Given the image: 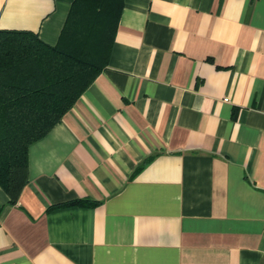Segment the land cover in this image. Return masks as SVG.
Masks as SVG:
<instances>
[{"label": "crops", "instance_id": "1", "mask_svg": "<svg viewBox=\"0 0 264 264\" xmlns=\"http://www.w3.org/2000/svg\"><path fill=\"white\" fill-rule=\"evenodd\" d=\"M73 2L0 0V29L55 45ZM0 264H264V0H125L17 203L0 187Z\"/></svg>", "mask_w": 264, "mask_h": 264}, {"label": "trees", "instance_id": "2", "mask_svg": "<svg viewBox=\"0 0 264 264\" xmlns=\"http://www.w3.org/2000/svg\"><path fill=\"white\" fill-rule=\"evenodd\" d=\"M124 3L74 0L55 45L33 31L0 29V187L10 204L29 181L30 146L107 66Z\"/></svg>", "mask_w": 264, "mask_h": 264}, {"label": "built area", "instance_id": "3", "mask_svg": "<svg viewBox=\"0 0 264 264\" xmlns=\"http://www.w3.org/2000/svg\"><path fill=\"white\" fill-rule=\"evenodd\" d=\"M226 101H228V99H225Z\"/></svg>", "mask_w": 264, "mask_h": 264}]
</instances>
